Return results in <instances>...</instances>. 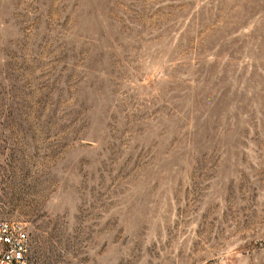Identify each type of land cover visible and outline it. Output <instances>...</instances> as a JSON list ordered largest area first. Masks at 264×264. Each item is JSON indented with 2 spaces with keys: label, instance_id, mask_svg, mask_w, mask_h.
Here are the masks:
<instances>
[{
  "label": "rangeland",
  "instance_id": "1",
  "mask_svg": "<svg viewBox=\"0 0 264 264\" xmlns=\"http://www.w3.org/2000/svg\"><path fill=\"white\" fill-rule=\"evenodd\" d=\"M0 222L30 264H264V0H0Z\"/></svg>",
  "mask_w": 264,
  "mask_h": 264
},
{
  "label": "built area",
  "instance_id": "2",
  "mask_svg": "<svg viewBox=\"0 0 264 264\" xmlns=\"http://www.w3.org/2000/svg\"><path fill=\"white\" fill-rule=\"evenodd\" d=\"M30 239L17 222H0V264H30Z\"/></svg>",
  "mask_w": 264,
  "mask_h": 264
}]
</instances>
